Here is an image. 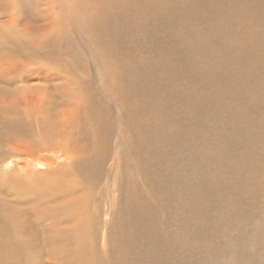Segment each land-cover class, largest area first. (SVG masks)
<instances>
[{"label": "bare ground", "instance_id": "1", "mask_svg": "<svg viewBox=\"0 0 264 264\" xmlns=\"http://www.w3.org/2000/svg\"><path fill=\"white\" fill-rule=\"evenodd\" d=\"M0 3V158L36 134L66 163L31 159L52 169L21 207L0 182L8 263L41 236L45 264H264V0ZM40 207L49 227L11 228Z\"/></svg>", "mask_w": 264, "mask_h": 264}, {"label": "rangeland", "instance_id": "2", "mask_svg": "<svg viewBox=\"0 0 264 264\" xmlns=\"http://www.w3.org/2000/svg\"><path fill=\"white\" fill-rule=\"evenodd\" d=\"M15 2L16 3L11 4L12 6L11 5L7 6L10 3L9 0H3V10L8 13L5 16V19H7L10 12H13L14 14L17 13L19 15L20 8L23 10L24 14H26L27 16L30 15V11H31L32 7L29 4L22 3L20 5V0H15ZM24 2H25V0H24ZM237 11H238V9H237ZM27 21L29 23L33 24V26L38 25L37 21H34V20H32L31 22H30V20H27ZM63 22H65V20ZM79 43H78V45H79ZM14 55H15L16 59L23 60L19 54L15 53ZM91 63H92V65H91L92 67H94V66H95V68L100 67L97 64H95L93 61ZM41 68H43V67H41ZM28 69H29L28 66L22 67L21 71L24 72V71H27ZM43 69H45V68H43ZM2 83L3 82L0 83V90H2V88L8 89V87H6ZM215 85L219 88H222L221 85H217V84H215ZM207 89L209 91V94H218L219 93V91L215 92L214 89H212V88L208 87ZM5 113H12V112L5 111ZM8 118H10V119L14 118L13 114H11ZM36 137H37L36 134L35 135H32V134L29 135L28 134L27 136L25 135V139L26 140L28 139L29 143L26 146H24V149H29L28 151H26L29 154L27 153V155H25L23 153L22 155H24V156H22L21 154H15L12 156H11V154L10 155L7 154V155L0 158V174L4 176V177H2L0 175V179H1L0 182L1 183H5V182L7 183L8 182V183L14 184V185H11L12 188L14 189L13 192L9 191V190L3 191V192L5 193V195L7 197H8V195L13 196L14 198L16 197L15 198L16 200L15 199L11 200V199L7 198L3 201L4 202L3 207L6 208L7 210L9 208L14 209L12 207H15V203L17 204L16 206L21 207L19 205V202H18V200L20 198H18V196H17L19 194L22 195V194L28 192L30 195L34 196L36 201L42 200V195L44 192L40 190L42 188V187H40L41 180L48 175V170H50L52 168H50L49 166H46V168L44 170L46 176H41V175L37 174L36 169L33 168L36 166H35V164H33L31 162V159H35V161H41V160L37 159V158H39L37 156L41 155L42 157L46 156L52 160H55L58 164H66V163H64V162H62L56 158L54 159L53 156L46 154V152H43V150L45 148L40 150L38 153L36 152V150H33V148H43L42 146H38V142L33 143L36 140ZM114 138H116V137H114ZM37 141H38V139H37ZM34 146H37V147H34ZM179 146H182V143H180ZM31 149L33 151H31ZM34 152L36 153V155H34ZM31 156H33L35 158H33ZM15 176L19 179V181H21V180L23 181V182H19L22 184L16 185V183H15L16 177ZM47 185H48V183H47ZM115 196H116L115 194L114 195L111 194L109 197H110V199H117L116 204H115V205H117L118 204V197L115 198ZM108 199L104 202H106L108 204V209H109L110 208V199L109 200ZM15 201H17V202H15ZM94 205H95V203H94ZM115 207H114V210H115ZM100 209H101V207H100ZM21 214H22L21 216H17L15 219L10 221L12 229L15 228V226L13 227V221H15V220H16V228L15 229L22 230L25 233H28V230L32 224L40 223V224H43L44 226L49 227V225L53 222V221H50L52 219L51 217L45 216L46 213H45L43 207L24 211V214L23 213H21ZM95 214H98V216H101V218L104 217L103 216V214H104L103 209L100 211L98 208H96ZM99 221L103 223L102 219ZM211 225L213 227L221 226L220 222L217 220L212 221ZM9 233H11V230L9 231ZM35 235H37V234H32V235L27 236V237H25L26 235H22L21 238L23 239L25 237L26 240H30ZM44 237H50V235H44ZM38 238H39V236L37 237V241H36L37 246H36V248H34L35 247L34 246L33 247L34 249L32 251V255H34V256L32 257L31 254L28 255L29 252L27 253L28 256L25 254V257H27V259L24 257L25 262L23 264H39L40 260L43 261V264L48 263L47 260L49 259V256H45L43 249H41L42 248L41 236L39 239ZM18 240H19V236H17L14 241L18 242ZM35 249H37V252L35 251ZM39 254H40V257H39ZM36 255L38 256V260L35 259V257H37ZM41 256H42V258H41ZM30 258H31V260H30ZM191 262H192V259H191ZM0 264H11V263H8V255L1 256V254H0ZM148 264H158V263L152 261Z\"/></svg>", "mask_w": 264, "mask_h": 264}]
</instances>
